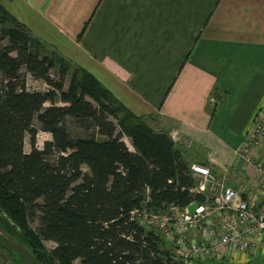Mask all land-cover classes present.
<instances>
[{"label": "trees", "instance_id": "obj_1", "mask_svg": "<svg viewBox=\"0 0 264 264\" xmlns=\"http://www.w3.org/2000/svg\"><path fill=\"white\" fill-rule=\"evenodd\" d=\"M1 19L15 28L5 29ZM0 27V42H7L0 47L2 218L19 220L26 207L42 215V238L55 244L47 256L50 260L38 254L45 262L177 264L173 251L161 248L159 235L141 227L131 215L142 208L157 212L202 201L190 193L194 180L189 164L169 132L154 130L150 118L132 114L84 69L54 53L39 54L32 47L30 31L1 6ZM56 66L58 80L51 77ZM27 76L51 91L28 90ZM56 94L63 106L55 105ZM35 119L38 130L51 136L41 150L35 147ZM68 119L93 130L92 135L71 140ZM123 138L129 139L133 151ZM22 231V239L36 252L39 242L24 226Z\"/></svg>", "mask_w": 264, "mask_h": 264}, {"label": "crops", "instance_id": "obj_2", "mask_svg": "<svg viewBox=\"0 0 264 264\" xmlns=\"http://www.w3.org/2000/svg\"><path fill=\"white\" fill-rule=\"evenodd\" d=\"M0 6L42 50L89 72L132 114L174 136L188 164L220 175L227 169V185L264 208V185L237 154L264 109V0H0ZM263 253H232L219 264H264Z\"/></svg>", "mask_w": 264, "mask_h": 264}, {"label": "built area", "instance_id": "obj_3", "mask_svg": "<svg viewBox=\"0 0 264 264\" xmlns=\"http://www.w3.org/2000/svg\"><path fill=\"white\" fill-rule=\"evenodd\" d=\"M263 143L264 109L237 151L238 157L244 164L254 165V156ZM254 167L264 174V155L261 165ZM226 172L227 169L218 176L208 165H191L195 186L190 193L200 196L201 202L191 201L183 208L172 205L157 212L142 208L131 215L141 227L169 243L177 264H200L207 260L222 263L232 253L264 252V208L256 198H244L228 186ZM261 182L264 185V177ZM191 204L196 206L193 214L187 211Z\"/></svg>", "mask_w": 264, "mask_h": 264}, {"label": "rangeland", "instance_id": "obj_4", "mask_svg": "<svg viewBox=\"0 0 264 264\" xmlns=\"http://www.w3.org/2000/svg\"><path fill=\"white\" fill-rule=\"evenodd\" d=\"M2 20V19H1ZM5 21V20H2ZM5 29H10V28H15V25L11 22H4ZM2 27H0V38H2ZM30 39L32 40L33 44L32 47L37 48V51L41 55H52L54 51L50 49L43 48V50L38 47L37 44V39H34L32 35L30 34ZM6 39L1 40L0 42V47H4L6 45ZM37 46V47H36ZM40 48V50H39ZM46 53V54H45ZM55 56H60L57 53H54ZM40 55V56H41ZM53 55V59L55 58ZM72 66H70L71 68ZM74 68V66H73ZM58 69L59 67L56 66L52 71H51V77L54 80H58L59 74H58ZM73 69L70 71L72 72ZM70 83V76L66 77L64 80V85H63V90H67V87ZM27 88L30 91H39L46 93L48 91H51L50 87L46 85L42 81H36L33 80L30 76H27ZM89 102L93 103V105L96 106V103L91 101L89 98H87ZM55 105L57 106H63L60 103L59 100V95L56 94L55 97ZM50 103L48 102L45 107H48ZM33 126L38 130L39 129V124L37 120L35 119L33 121ZM66 127H67V132L71 140L75 141L77 139L81 138H88L89 136L92 135L93 130H84L83 128L79 127L73 120L68 119L66 122ZM97 140H101L99 136H95ZM51 141V136L48 133L40 132L38 130L36 140H35V147L38 150L43 149V145L45 142ZM124 143L128 147L129 151H133V148L130 145V141L127 138H123ZM31 149L30 141L28 135L25 136L24 139V152L28 153ZM262 149L261 154L259 155L260 150ZM257 154L254 156V165H261V160L264 155V143L260 145V149ZM191 165V164H189ZM254 165H250L253 167L255 170V173L260 177V180L262 181V178L264 177L263 172L258 171ZM198 179V177H196ZM195 196L194 194H192ZM41 203V201H40ZM44 221L42 218V215L34 208L26 207L25 213L23 215V218L19 220H12V222L7 219H3L2 215L0 216V264H58V262H54L50 260L49 257V252L55 248V244L50 241H46L42 238V231L44 229ZM25 227L28 229L34 236L36 241L39 242V247L36 249L34 252L30 246L24 242L22 237L23 231L22 227ZM160 237V236H159ZM161 239V237H160ZM162 246L163 249L170 251L172 250V247L169 245V243L164 242L162 239ZM38 254L44 256V259H48L46 262L45 260L38 259ZM72 264H80L79 260L74 261Z\"/></svg>", "mask_w": 264, "mask_h": 264}, {"label": "bare ground", "instance_id": "obj_5", "mask_svg": "<svg viewBox=\"0 0 264 264\" xmlns=\"http://www.w3.org/2000/svg\"><path fill=\"white\" fill-rule=\"evenodd\" d=\"M171 136V138L175 141L176 139H175V137L174 136H172V135H170ZM194 164H199V163H192L191 165H194ZM191 165H189V172H190V166ZM199 165H203V164H199ZM215 172V171H214ZM216 173V172H215ZM217 174V173H216ZM190 175H191V173H190ZM218 176H222V175H220V174H217ZM192 177V176H191ZM193 178V177H192ZM193 180H194V186H195V179L193 178ZM192 194V193H191ZM196 196V195H195ZM192 205V204H191ZM189 207V206H188ZM196 207V206H195ZM188 211V210H187ZM189 213V212H188ZM193 214V213H192ZM207 262H213V263H217V262H215V261H212V260H207V261H204V262H202V263H200V264H205V263H207ZM217 264H219V263H217Z\"/></svg>", "mask_w": 264, "mask_h": 264}, {"label": "water", "instance_id": "obj_6", "mask_svg": "<svg viewBox=\"0 0 264 264\" xmlns=\"http://www.w3.org/2000/svg\"><path fill=\"white\" fill-rule=\"evenodd\" d=\"M195 209H196V207H195L194 204L190 205V206L187 208V210H188V212H189L190 214L194 213ZM0 214L3 215V213H1V212H0Z\"/></svg>", "mask_w": 264, "mask_h": 264}]
</instances>
